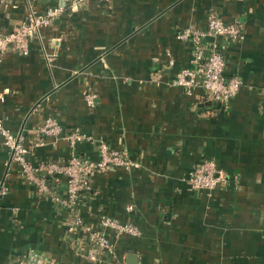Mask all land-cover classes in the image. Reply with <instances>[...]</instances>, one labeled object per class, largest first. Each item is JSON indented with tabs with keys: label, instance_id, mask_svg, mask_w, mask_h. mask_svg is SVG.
Here are the masks:
<instances>
[{
	"label": "crops",
	"instance_id": "crops-1",
	"mask_svg": "<svg viewBox=\"0 0 264 264\" xmlns=\"http://www.w3.org/2000/svg\"><path fill=\"white\" fill-rule=\"evenodd\" d=\"M66 4L0 0V31L18 28L32 9ZM210 13L245 26L243 40L224 49L226 75L243 86L220 108L202 89L188 94L174 82L192 59L177 30L206 28ZM46 53L56 54L50 64ZM89 89L95 107L85 101ZM0 113L27 136L34 162L71 157L66 138L37 136L52 117L63 134L80 129L141 163L96 174L92 192L79 198L77 213L116 248L115 257L102 251L93 260L87 237L68 230L72 214L21 175L0 139V264L33 256L57 264H264V0H86L33 38L27 55L5 54ZM76 151L96 159L98 142ZM205 159L229 173L228 186L192 188L189 174ZM104 215L141 235L102 227Z\"/></svg>",
	"mask_w": 264,
	"mask_h": 264
},
{
	"label": "built area",
	"instance_id": "built-area-1",
	"mask_svg": "<svg viewBox=\"0 0 264 264\" xmlns=\"http://www.w3.org/2000/svg\"><path fill=\"white\" fill-rule=\"evenodd\" d=\"M85 1L68 0L66 5L49 6L41 12L32 9L18 28L8 32L0 31V63L9 50L27 55L33 38L39 37L42 30L50 27L66 10L75 12ZM244 27V23L240 20L226 22L218 14L210 13L207 16L206 28L190 25L177 30V38L192 45V59L190 67L182 68L177 72L174 82L186 89L188 94H193L196 89H202L204 92L202 97L205 100L214 104L229 105L241 90L243 81L238 76H228L225 73L227 65L225 42L243 40ZM45 56L49 62L53 61L54 54L46 53ZM168 56V65L173 66L175 60L170 56V52ZM97 97V93L89 89L85 94L87 105L95 107ZM63 133V127L52 117L47 118L37 129V136L51 135L66 138L73 150L71 157L65 161L34 162L28 157L30 148L27 145V136L23 132H13L8 128L0 113V139L9 150L10 163L14 162L18 166L19 172L27 181L36 184L39 193L50 197L72 214V222L68 230L87 237L91 245L89 254L91 259L97 260L102 251L115 257L116 248L113 241L104 232L85 223L76 211L77 204L80 196L92 192V181L96 174H104L113 168L133 170L140 168L141 163L133 160L127 150L113 149L106 141L97 140L95 136L80 129ZM90 141L98 142L99 155L96 159L81 156L76 151L79 143ZM38 143L40 142L35 144ZM62 181L65 183L63 194L57 192ZM189 183L195 190L211 192L228 186L230 175L215 160L205 159L191 170ZM5 192L6 189L2 188V193ZM127 209L133 210L134 205L129 204ZM100 223L102 227L113 230L117 235H141V230L135 224L121 222L111 216H102ZM5 264H57V262L51 258L33 256L27 260L19 259Z\"/></svg>",
	"mask_w": 264,
	"mask_h": 264
},
{
	"label": "trees",
	"instance_id": "trees-1",
	"mask_svg": "<svg viewBox=\"0 0 264 264\" xmlns=\"http://www.w3.org/2000/svg\"><path fill=\"white\" fill-rule=\"evenodd\" d=\"M214 105H215L216 108H220V107L223 106V104H220V103H216V104H214Z\"/></svg>",
	"mask_w": 264,
	"mask_h": 264
},
{
	"label": "rangeland",
	"instance_id": "rangeland-1",
	"mask_svg": "<svg viewBox=\"0 0 264 264\" xmlns=\"http://www.w3.org/2000/svg\"><path fill=\"white\" fill-rule=\"evenodd\" d=\"M55 57H56V54H54L53 60L55 59ZM45 58H46V56H45ZM46 60H47V58H46ZM47 62L50 64L52 61L49 62V61L47 60Z\"/></svg>",
	"mask_w": 264,
	"mask_h": 264
},
{
	"label": "water",
	"instance_id": "water-1",
	"mask_svg": "<svg viewBox=\"0 0 264 264\" xmlns=\"http://www.w3.org/2000/svg\"><path fill=\"white\" fill-rule=\"evenodd\" d=\"M132 258H134V257H132Z\"/></svg>",
	"mask_w": 264,
	"mask_h": 264
}]
</instances>
